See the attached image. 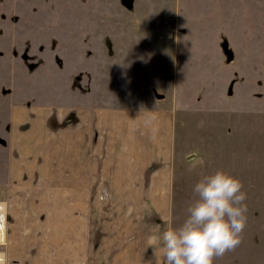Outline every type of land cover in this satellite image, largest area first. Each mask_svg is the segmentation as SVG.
I'll return each instance as SVG.
<instances>
[{
    "label": "rangeland",
    "instance_id": "obj_1",
    "mask_svg": "<svg viewBox=\"0 0 264 264\" xmlns=\"http://www.w3.org/2000/svg\"><path fill=\"white\" fill-rule=\"evenodd\" d=\"M94 105L172 111L171 226L226 170L247 224L214 264H264V0H0V170L16 108L26 131Z\"/></svg>",
    "mask_w": 264,
    "mask_h": 264
},
{
    "label": "crops",
    "instance_id": "obj_2",
    "mask_svg": "<svg viewBox=\"0 0 264 264\" xmlns=\"http://www.w3.org/2000/svg\"><path fill=\"white\" fill-rule=\"evenodd\" d=\"M156 106L79 107L76 125L67 120L73 110H48L41 127L26 131L33 112L13 111L0 170L10 264H155L147 239L171 226L175 165L174 114ZM153 114L154 140L144 124ZM102 189L110 198H98Z\"/></svg>",
    "mask_w": 264,
    "mask_h": 264
},
{
    "label": "clouds",
    "instance_id": "obj_3",
    "mask_svg": "<svg viewBox=\"0 0 264 264\" xmlns=\"http://www.w3.org/2000/svg\"><path fill=\"white\" fill-rule=\"evenodd\" d=\"M142 117L143 110L134 121ZM155 120V114L144 120L145 127H151L153 140L158 131ZM243 187L239 178L223 169L200 179L193 189L198 198L188 208L189 215L183 224L148 237L155 264H214L216 258L235 250L242 243L247 224V205L243 203L247 195ZM98 198H110L108 190L102 189ZM9 208L7 200H0V264H10Z\"/></svg>",
    "mask_w": 264,
    "mask_h": 264
},
{
    "label": "water",
    "instance_id": "obj_4",
    "mask_svg": "<svg viewBox=\"0 0 264 264\" xmlns=\"http://www.w3.org/2000/svg\"><path fill=\"white\" fill-rule=\"evenodd\" d=\"M229 56H230V54H229Z\"/></svg>",
    "mask_w": 264,
    "mask_h": 264
}]
</instances>
